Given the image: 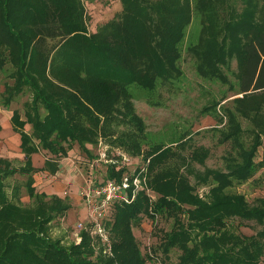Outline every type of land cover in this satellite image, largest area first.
<instances>
[{
	"label": "trees",
	"instance_id": "obj_1",
	"mask_svg": "<svg viewBox=\"0 0 264 264\" xmlns=\"http://www.w3.org/2000/svg\"><path fill=\"white\" fill-rule=\"evenodd\" d=\"M118 2L116 16L90 32L84 0H0V71L9 65L13 82L4 84L1 104L8 108L25 90L31 95L25 120L13 111L6 130L19 143L0 153V264H168L173 250L180 252L174 264H264V198L250 205L244 195L229 193L264 167V161L255 162L264 136V0ZM186 38L203 80L226 84L222 68L236 64L239 96L224 110L219 140L236 151L224 157V170L194 172L190 163L203 165L209 150L194 149L189 160L178 156L173 146L184 147L185 137L148 145L145 124L135 112V99L151 97L180 78ZM239 117L252 125L248 145ZM120 125L126 128L118 131ZM3 130L0 125V140L6 141ZM100 140L110 147L102 162L104 177H93L94 183L121 185L138 172L142 190L128 203L110 205L99 222L108 233L106 243L90 234L93 225L86 223L78 244L61 245L50 237L51 225L71 205L62 196L37 192L34 176L38 181L44 172L54 175L57 165L47 158L37 169L32 157L43 160V150L65 158L75 146L91 157L89 147ZM116 148L131 161L113 153ZM16 153L24 162L20 167L12 163L19 161ZM173 158L198 185L209 186L205 196L196 193ZM16 174L29 175L25 188L32 206L14 202L16 190L8 196L5 182ZM130 180L129 199L135 188ZM158 216L171 219V228L143 250L134 228L144 217L154 225ZM233 219L253 221L261 230L236 234L228 224Z\"/></svg>",
	"mask_w": 264,
	"mask_h": 264
},
{
	"label": "rangeland",
	"instance_id": "obj_2",
	"mask_svg": "<svg viewBox=\"0 0 264 264\" xmlns=\"http://www.w3.org/2000/svg\"><path fill=\"white\" fill-rule=\"evenodd\" d=\"M84 2L85 5L87 3L85 7L87 15L90 16V20L88 21V29L90 32L93 28L97 29L112 20L116 16L120 6L118 0H91L90 2L84 0ZM187 38L182 45V57L178 64L181 71L180 78L172 83L162 85L158 92L151 97L147 98L143 96L139 99H135L133 105L136 114L142 118L145 124V134L147 135L148 145L159 142L168 145L173 137L177 139L185 137L184 140H182L185 141L184 147L180 144L173 146L178 156H182L189 160L188 158L194 149L206 148L209 150V156L203 165L190 163V168L194 172L202 174L205 168L224 170V157L236 151L233 150L230 143H219L220 131L225 128L223 124L225 121L223 118L224 110L225 108H232L231 100L239 96L238 80L235 76L236 64L235 61H232L228 68H222V72L227 79L226 84L219 81L203 80L196 73V60L187 50ZM10 69L11 67L8 65L5 71H0V95L4 91V84L12 85L13 83L12 80L7 77V73ZM30 98V93L25 90L14 98L8 108H5L1 104L2 101L0 98V112L5 116L1 121V126H11L10 117L15 110L19 112L21 119L25 120V112L27 110L25 105L30 102ZM213 103H217L215 107L217 119L212 114ZM208 107L210 108V113L203 112V109ZM220 118L223 119L222 123L219 122ZM239 120L244 130L243 142L248 145L251 141L249 130L252 128V125L249 121L241 117H239ZM29 128L30 126L26 125L24 130L30 134L31 130ZM125 128V125H120L117 130L121 131ZM3 131L6 141L0 140V153H4L5 142H8L10 145L14 144L13 136L15 134L8 135L6 129ZM35 143L37 144V141ZM108 147H110V145H107L105 140H100L97 147H89L91 157L86 156L78 146L73 147L65 158L52 157L43 150L40 152L43 155V160H41V162L44 160L46 161L47 158L55 161L57 172L54 175L45 172L49 174L48 178L45 180L40 178L38 182L34 176L37 192H43L48 196L57 195L58 191H54V194L46 193L44 188L51 187L52 189L61 182V190L63 191L61 196L67 198L70 205L79 201L78 207L77 205L75 209L71 207L66 215L57 216L52 222L50 237L53 240H61V245L65 246L72 242L78 244L81 241L77 227L79 224L83 223V226L85 225L86 228V226H88L86 223L90 221L85 195L86 192H92L94 188L98 186L96 184L97 181L94 183L95 177L98 178V180L104 177L103 172L107 164L102 162L106 159ZM10 148H12V146ZM146 148L148 149V146H146ZM13 150L12 148L9 152L13 153ZM113 153L116 155L121 153L122 158H124L126 162L131 161L128 159V155L122 150L116 148L113 149ZM16 156L19 158V161H12V163L15 167H20L24 164L22 161L23 159H21L22 156L20 155L19 157L18 153H16ZM109 157L112 158V153L109 154ZM171 161L180 164L182 174L187 175L190 183L195 186L196 193L200 196H205L209 186L198 185L194 176L187 172V168L181 164L179 158H173ZM260 161H264V136L262 137V146L259 148L255 158L256 163ZM28 177L29 175L27 174H16L13 177L7 178L5 182L8 196L10 198L13 197L12 192L16 190L17 199H15L14 202L22 206L33 205L32 200H29L27 196L25 188ZM229 193L244 195L250 205H253L257 199L264 198V167L259 168L254 176L247 182L235 185L233 188L229 189ZM155 222L156 223L153 225L150 219L144 217L140 225L134 228V234L137 236L136 239L143 250H145L146 246H155V244H158L161 232L169 231L173 223L171 219L164 216L156 217ZM228 224L236 234L240 235H255L261 230V226L253 221L233 219L230 220ZM90 234L96 235L93 233L92 229ZM104 234L107 242L108 233L105 232ZM101 242H103L102 238ZM179 255L180 252L178 250L171 251V261L167 263H176ZM158 256L161 257L160 254H158ZM148 263L158 264L157 262Z\"/></svg>",
	"mask_w": 264,
	"mask_h": 264
},
{
	"label": "built area",
	"instance_id": "obj_3",
	"mask_svg": "<svg viewBox=\"0 0 264 264\" xmlns=\"http://www.w3.org/2000/svg\"><path fill=\"white\" fill-rule=\"evenodd\" d=\"M143 171V169H142ZM132 178V186L135 188L132 190V197H128V189H130V179ZM140 180V174L137 172L133 177L124 178L121 185H116L112 181H108L104 184H99L91 192H86L85 201L89 213V223H92V231L94 234L99 235L102 238L103 243H106L105 231L100 226V221L105 218L108 212V208L111 204L117 202L128 203L129 200H133L137 191L142 190ZM92 208V210H91ZM78 232L82 229H85V225L79 224L77 227Z\"/></svg>",
	"mask_w": 264,
	"mask_h": 264
},
{
	"label": "crops",
	"instance_id": "obj_4",
	"mask_svg": "<svg viewBox=\"0 0 264 264\" xmlns=\"http://www.w3.org/2000/svg\"><path fill=\"white\" fill-rule=\"evenodd\" d=\"M5 118V116L0 112V125H1V121L3 120ZM8 120V119H7ZM2 129H6V130H11V126H2ZM9 133H11L10 131H9ZM13 133H11V135H12ZM13 141H14V143H16V144H18L19 143V138H18V136H16V135H14L13 136ZM8 145H10V144H8V142H5V146L4 147H6V146H8ZM20 157V156H19ZM41 160H42V157H40V156H33L32 157V162H33V165H34V167L35 168H37V169H41V168H43V162H41ZM45 173V172H44ZM48 175L49 174H47V173H45V178H44V180L46 179V178H48ZM57 175H59V174H57ZM36 176V175H35ZM38 182V181H37ZM46 183H47V181H46ZM61 183V182H60ZM58 184V185H56L54 188H52L51 189V187L50 188H44V191L46 192V193H52V194H54V191H58L57 193L59 194H57V193H55V194H57L58 196H61L62 195V193H63V191L61 190L62 189V187H61V184ZM51 189V190H50ZM50 191H52V192H50ZM73 197V196H72ZM78 204H79V201H77V203L75 202V204H71V207H73L74 209H75V207H76V205H77V207H78ZM77 210V209H76Z\"/></svg>",
	"mask_w": 264,
	"mask_h": 264
}]
</instances>
